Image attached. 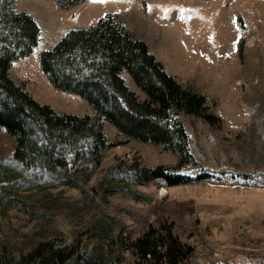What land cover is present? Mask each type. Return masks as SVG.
<instances>
[{"label": "rangeland", "instance_id": "1", "mask_svg": "<svg viewBox=\"0 0 264 264\" xmlns=\"http://www.w3.org/2000/svg\"><path fill=\"white\" fill-rule=\"evenodd\" d=\"M15 9L34 18L40 40L9 74L60 115L90 114L99 130L97 112L50 82L41 55L108 15L206 104L179 116L187 160L104 121L102 132L115 146L57 142L66 165L25 169L14 158L16 139L0 126V258L18 264L38 244L63 241L80 247L82 256L70 264H134L129 243L160 223L193 249L191 264L264 258V0H86L70 8L58 0H15ZM123 78L133 96L121 99L134 109L147 96L130 75ZM158 166L211 178L168 185L150 178Z\"/></svg>", "mask_w": 264, "mask_h": 264}, {"label": "trees", "instance_id": "2", "mask_svg": "<svg viewBox=\"0 0 264 264\" xmlns=\"http://www.w3.org/2000/svg\"><path fill=\"white\" fill-rule=\"evenodd\" d=\"M83 1L86 0H58L64 8ZM39 40L40 30L34 18L17 12L15 0H0V126L16 139L14 158L25 169L40 167L53 172L66 165L67 161L56 155L57 142L72 148H84L88 143L98 150L115 146L102 132L104 121L129 139L165 143L187 160V135L179 116L198 114L205 108L206 99L184 89L170 76L147 43L135 38L117 16L108 15L90 28L70 31L52 51L41 55V68L50 82L83 98L97 112V131L91 124L92 115H60L36 101L11 78L14 62L29 55ZM124 73L147 96L142 103L135 101L134 109L121 99L122 95L133 96ZM149 173L151 179L164 180L168 185L211 178L208 174L194 178L173 174L163 166ZM129 247L135 256L134 264H191L193 257V249L179 241L166 223L150 228ZM81 256L80 247L72 243L42 242L18 264H70ZM246 258L240 264H264L260 255L250 253ZM0 264L12 263L0 258Z\"/></svg>", "mask_w": 264, "mask_h": 264}]
</instances>
